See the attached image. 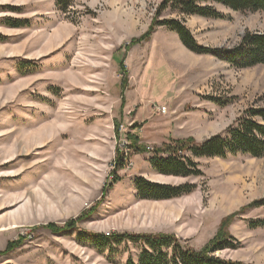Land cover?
<instances>
[{
  "label": "rangeland",
  "instance_id": "obj_1",
  "mask_svg": "<svg viewBox=\"0 0 264 264\" xmlns=\"http://www.w3.org/2000/svg\"><path fill=\"white\" fill-rule=\"evenodd\" d=\"M160 2L74 0L64 15L54 0H0V253L19 242L0 264L137 260L139 244L99 250L96 233L173 235L200 250L235 213L226 231L241 247L216 256L264 264V226L250 227L264 207H249L264 198V156L195 158L202 175L188 178L158 175L147 161L171 139L200 143L264 107V64L194 54L162 27L145 39ZM215 8L223 18H183L199 45L232 49L245 32L264 33V13ZM15 22L24 24L7 26ZM120 140L131 154L112 175ZM139 177L195 189L140 200Z\"/></svg>",
  "mask_w": 264,
  "mask_h": 264
},
{
  "label": "trees",
  "instance_id": "obj_2",
  "mask_svg": "<svg viewBox=\"0 0 264 264\" xmlns=\"http://www.w3.org/2000/svg\"><path fill=\"white\" fill-rule=\"evenodd\" d=\"M73 3L74 0H54L57 10L64 15L68 14ZM216 5L234 12L264 13V0H161L152 23L143 37L145 39L149 38L155 27H162L175 33L182 45L194 54L210 55L240 69L263 65L264 33H249L247 31L242 36L239 44L232 49L207 48L197 43L196 38L186 27L183 18L191 16L207 19L223 18V15L215 8ZM164 13L174 15V17L161 18ZM23 24L24 22H15L14 24L8 23L7 26L9 28H20ZM213 102L219 106L226 105L218 100H213ZM131 137L136 142L137 137ZM143 151L142 147H137V153ZM238 154L256 159L264 156V107H249L223 133L213 135L200 143L193 141L191 138L185 140L171 139L169 143L163 145V148L153 150L147 161L151 169L158 175L188 178L202 175L198 164L193 160L195 158L216 157L224 159L229 155L235 156ZM124 166L122 156L119 155L114 159V172L112 175ZM116 181L117 178L115 177ZM134 187L136 197L148 201L176 200L189 195L195 189L192 184L161 185L141 177L134 180ZM249 207H255L256 209L257 207H264V198L251 202ZM235 215L237 214L223 218L216 235L200 250L185 248L180 245V241L175 236L166 234L123 233L106 236L96 233L91 236V243L99 250L110 247V245L139 244L141 249L137 260L128 259L126 264H246L216 256L218 252L235 251L241 247L240 243L226 231ZM70 222L66 227L71 226ZM257 226H264V221L259 220L250 223L251 229H255ZM80 235L83 234L80 232ZM18 243V241L9 242L6 250L0 255L9 253Z\"/></svg>",
  "mask_w": 264,
  "mask_h": 264
},
{
  "label": "built area",
  "instance_id": "obj_3",
  "mask_svg": "<svg viewBox=\"0 0 264 264\" xmlns=\"http://www.w3.org/2000/svg\"><path fill=\"white\" fill-rule=\"evenodd\" d=\"M157 111L159 112V113H165L166 112V108H164V107H162V108H158L157 109ZM125 145H126V142H125V140H120L119 141V148H121L122 147V160L123 161H127V160H129L128 158H129V155L131 154V153H129V152H131L130 151V149H125L126 147H125Z\"/></svg>",
  "mask_w": 264,
  "mask_h": 264
}]
</instances>
